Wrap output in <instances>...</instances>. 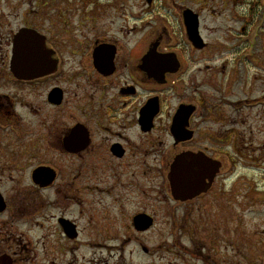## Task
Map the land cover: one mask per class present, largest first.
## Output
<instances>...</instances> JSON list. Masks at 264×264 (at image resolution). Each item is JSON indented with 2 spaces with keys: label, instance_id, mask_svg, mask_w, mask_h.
<instances>
[{
  "label": "flooded vegetation",
  "instance_id": "obj_1",
  "mask_svg": "<svg viewBox=\"0 0 264 264\" xmlns=\"http://www.w3.org/2000/svg\"><path fill=\"white\" fill-rule=\"evenodd\" d=\"M25 3L36 6L22 14ZM65 3L0 0V264H86L100 236L132 244L116 264H137L135 251L232 264L228 219L212 236L196 225L223 213L234 126L264 121V51L222 56L217 27L191 30L187 8L137 39V23H69ZM225 28V44L241 39ZM174 171L192 178L178 196ZM200 230L208 243L181 242ZM148 235L173 238L159 262Z\"/></svg>",
  "mask_w": 264,
  "mask_h": 264
},
{
  "label": "rangeland",
  "instance_id": "obj_2",
  "mask_svg": "<svg viewBox=\"0 0 264 264\" xmlns=\"http://www.w3.org/2000/svg\"><path fill=\"white\" fill-rule=\"evenodd\" d=\"M60 1L57 0L58 3ZM98 1L65 0L66 20L69 23H105V26H112L114 31L121 30L123 23H137L135 35L137 39L139 37L142 39L145 34H142L143 30L140 27L146 26L147 23H157L159 20L161 23H167L172 30L177 27V23H181L179 12L182 9L191 8L201 13V23H206L211 28L217 27L212 39L215 38L218 45L224 46L222 50H218L225 53L222 56L234 59L237 52L261 53L264 51V0H185L184 6L180 5L178 0L177 2L155 0L152 8L149 7L147 0H100L101 4ZM251 2L254 3L252 6H250ZM34 6L36 4L25 3L20 12L23 14ZM3 7L0 4V13ZM253 12L256 15H253ZM39 19L43 21L45 18L40 15ZM228 23L232 25V33L229 32L232 37L234 39L241 37V39L225 44L224 30L227 31L225 26ZM242 25L246 27L245 32L241 31ZM246 42L249 43L248 47H245ZM254 44H257L259 48H255ZM228 47L231 48L230 52L227 50ZM248 68L251 72L257 71L256 67L248 65ZM261 109L258 107L259 111ZM234 128H239L243 136L239 142L235 140V147L241 151H232L231 181L226 187L224 198L221 200L222 204L218 205L217 211L224 214L221 213L216 219L198 220L196 228H203L212 236L214 223L217 222L220 227V224L228 219L230 241L227 240L228 246L222 249L221 253L230 255L232 264H264V121L253 118L242 126L235 125ZM187 227L189 229V224ZM226 232L228 231H222V239ZM144 238L155 244L152 249L157 250V256L153 260H158L157 262H159V255L165 254V251L168 252L165 247V251L159 249L160 243H164L167 238L172 243L173 239L171 236L154 235ZM193 240L197 243L210 241L208 235L201 230L197 235L181 238L184 244L192 243ZM94 241L97 244L93 248L90 246L87 251L80 253V257L87 262L86 264H116L118 259L126 255L132 247V244H129L124 248L121 240L116 236L114 239L111 236L95 237ZM104 243H108L111 247L105 246ZM172 253L174 252H169L167 255ZM134 256L137 264H150L143 253L135 251ZM168 259L171 258L168 257ZM55 260L57 264L62 263L60 254ZM160 260L159 264L166 262V259ZM42 264H48V262Z\"/></svg>",
  "mask_w": 264,
  "mask_h": 264
},
{
  "label": "water",
  "instance_id": "obj_3",
  "mask_svg": "<svg viewBox=\"0 0 264 264\" xmlns=\"http://www.w3.org/2000/svg\"><path fill=\"white\" fill-rule=\"evenodd\" d=\"M187 23H192V22L187 21ZM25 76L28 77V75H25ZM171 179H172V183L174 185V193L177 196H178L177 192H181L183 187L184 188L187 187L188 184H190L192 182V178H190V179L185 178V177L181 176L180 173H178V171L173 172Z\"/></svg>",
  "mask_w": 264,
  "mask_h": 264
}]
</instances>
